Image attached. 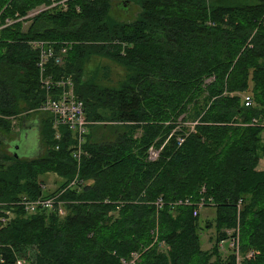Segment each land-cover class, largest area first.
Returning a JSON list of instances; mask_svg holds the SVG:
<instances>
[{
  "label": "trees",
  "instance_id": "trees-1",
  "mask_svg": "<svg viewBox=\"0 0 264 264\" xmlns=\"http://www.w3.org/2000/svg\"><path fill=\"white\" fill-rule=\"evenodd\" d=\"M113 1L66 0L25 18L49 1L0 0V203L14 213L0 230V264L27 251L31 264H130L132 252L135 264H233L217 244L237 226L241 252H258L241 264H264V0H136L128 21L111 14ZM33 41L66 50L46 72L71 78L83 104L79 160L74 133L38 110ZM93 57L121 66L122 77L101 83L87 68ZM28 117L40 153L16 157L4 138ZM49 173L60 179L50 192ZM55 195L63 216L18 203ZM200 200L214 207L208 249L192 215Z\"/></svg>",
  "mask_w": 264,
  "mask_h": 264
},
{
  "label": "built area",
  "instance_id": "built-area-1",
  "mask_svg": "<svg viewBox=\"0 0 264 264\" xmlns=\"http://www.w3.org/2000/svg\"><path fill=\"white\" fill-rule=\"evenodd\" d=\"M49 4H42L35 9L29 11L26 17H31L34 14L47 9L49 7H53L55 5H60L65 7L66 0H48ZM7 23H10L7 20ZM31 45L34 48L39 49V60L37 65L39 67V81L41 88L45 91V99L38 107L39 111L48 112L52 115L53 125L54 127H58L60 125H66L68 128L74 133L75 149L74 156L79 160L80 154L82 152L81 146L84 142V136L87 132V120L83 111V104L80 100L77 99L74 93L73 82L69 77H53L46 72V62L49 58L54 57L55 62L57 64H61L63 62V55L65 54V48L61 47L58 50V53L55 54L54 45L49 44L43 41H33ZM208 79L207 81H210ZM243 104L245 106H249L252 104L251 97L249 95H244L242 98ZM258 123L257 118H252L250 125H255ZM193 124L191 123V129L193 128ZM58 137V133L56 134ZM184 139L181 137L178 139V144H180ZM160 149H155L154 147H149L147 150V158L150 161H154L157 159ZM76 180H73L70 185L74 184ZM44 188L45 186L42 185ZM21 206L24 207L26 212H34L39 207L45 208L46 210H57L60 216L65 214L64 209L60 206L61 203L57 199V195L46 197V198H37L35 200H28L23 197L19 202ZM204 200H200L197 205L193 208L192 215L197 216L199 214L200 208L204 207ZM14 213L10 209L4 208L0 203V230L6 224L10 222L13 218ZM238 226L231 229L226 230L227 237L218 242L217 246L219 251L224 256L233 255L234 263L233 264H241V261L244 258H251L256 253L254 250H248L245 253H242L240 250L239 244V234H238ZM234 234V235H232ZM160 247H164V243H159ZM138 258L137 252H132L129 260L130 264H135ZM2 261V255L0 253V262ZM26 261L24 257H17L15 260V264H25ZM123 264H126L125 260H122Z\"/></svg>",
  "mask_w": 264,
  "mask_h": 264
},
{
  "label": "rangeland",
  "instance_id": "rangeland-1",
  "mask_svg": "<svg viewBox=\"0 0 264 264\" xmlns=\"http://www.w3.org/2000/svg\"><path fill=\"white\" fill-rule=\"evenodd\" d=\"M126 0H114L112 3L111 14L120 20H131L135 17L137 11L139 10L137 6V1L132 0V2L125 3ZM88 69L97 68L100 81L103 84H115L123 75L124 71L118 64L104 58L93 57L89 64ZM19 120H16L15 131L18 130V135L11 141L4 138V141L9 144L11 150L16 152L22 157H34L40 153L39 144V127L37 119L34 117H28L24 120L22 125H18ZM19 127V128H18ZM16 147H18L16 149ZM257 169H264V157L259 161ZM44 179V190L52 191L60 183V179L53 173L46 174L43 176ZM199 222L202 226L200 231V242L203 249H208L211 244L212 238L214 236V227L211 226L203 227L206 219L212 220L214 217V207L208 206L200 208L199 210ZM225 254L224 252H222ZM27 255L23 256L26 263H30V251L26 252Z\"/></svg>",
  "mask_w": 264,
  "mask_h": 264
},
{
  "label": "water",
  "instance_id": "water-1",
  "mask_svg": "<svg viewBox=\"0 0 264 264\" xmlns=\"http://www.w3.org/2000/svg\"><path fill=\"white\" fill-rule=\"evenodd\" d=\"M125 2H127L128 3V0H126ZM199 135V134H198ZM18 147H16V149H17ZM16 157L17 156H19L16 152H15V154H14Z\"/></svg>",
  "mask_w": 264,
  "mask_h": 264
}]
</instances>
